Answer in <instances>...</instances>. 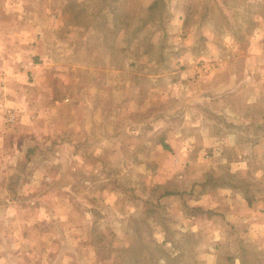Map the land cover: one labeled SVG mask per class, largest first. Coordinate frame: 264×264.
I'll list each match as a JSON object with an SVG mask.
<instances>
[{
	"label": "rangeland",
	"instance_id": "obj_1",
	"mask_svg": "<svg viewBox=\"0 0 264 264\" xmlns=\"http://www.w3.org/2000/svg\"><path fill=\"white\" fill-rule=\"evenodd\" d=\"M0 264H264V0H0Z\"/></svg>",
	"mask_w": 264,
	"mask_h": 264
}]
</instances>
